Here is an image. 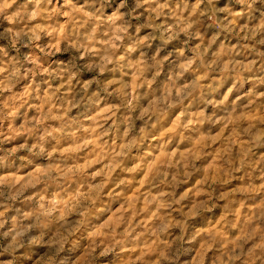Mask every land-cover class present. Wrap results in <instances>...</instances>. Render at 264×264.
<instances>
[{
	"label": "clouds",
	"instance_id": "clouds-1",
	"mask_svg": "<svg viewBox=\"0 0 264 264\" xmlns=\"http://www.w3.org/2000/svg\"><path fill=\"white\" fill-rule=\"evenodd\" d=\"M0 264H264V0H0Z\"/></svg>",
	"mask_w": 264,
	"mask_h": 264
}]
</instances>
